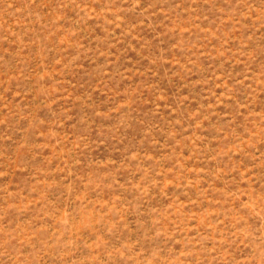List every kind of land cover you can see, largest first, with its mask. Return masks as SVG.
I'll list each match as a JSON object with an SVG mask.
<instances>
[{"label":"rangeland","instance_id":"rangeland-1","mask_svg":"<svg viewBox=\"0 0 264 264\" xmlns=\"http://www.w3.org/2000/svg\"><path fill=\"white\" fill-rule=\"evenodd\" d=\"M0 264H264V0H0Z\"/></svg>","mask_w":264,"mask_h":264}]
</instances>
